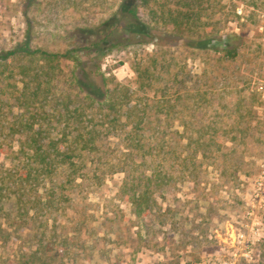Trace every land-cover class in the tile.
<instances>
[{"label":"rangeland","instance_id":"1","mask_svg":"<svg viewBox=\"0 0 264 264\" xmlns=\"http://www.w3.org/2000/svg\"><path fill=\"white\" fill-rule=\"evenodd\" d=\"M122 1L0 0V52L28 41L59 54L53 69L45 59L31 62L22 55L0 63L1 176L31 153L21 150L26 131L17 120L30 112L17 96L39 81L41 97L48 98L35 103L33 129L61 136L63 123L52 116L55 99L74 107L84 96L74 83L75 64L64 54L83 46L84 29L102 26ZM138 4L141 20L151 27L145 40L156 43L114 46L90 65L100 84L103 75L109 88L124 86L116 93L129 96L115 113L121 122L150 121L144 130L149 146L122 155L130 150L123 139L128 123L106 140L98 163L87 159L105 174L95 184L84 183L92 184L89 194L77 191L57 208L36 197L29 214L7 202L0 211V264H264V0ZM199 40L211 45H186ZM218 41L236 47L237 54L228 55ZM79 56L94 53L80 50ZM138 68L152 75L143 86ZM34 72L40 74L36 80ZM157 122L164 125L160 132ZM132 166L148 176L161 170L142 217L120 191L126 181L121 170Z\"/></svg>","mask_w":264,"mask_h":264},{"label":"trees","instance_id":"2","mask_svg":"<svg viewBox=\"0 0 264 264\" xmlns=\"http://www.w3.org/2000/svg\"><path fill=\"white\" fill-rule=\"evenodd\" d=\"M138 1L123 0L119 10L102 26L84 29L82 33L84 39L80 38L79 41L83 42L84 40L87 44L70 48L64 54V57H70L75 64L74 83L77 89L84 93V96L82 98L83 102L74 107H71V101H64L61 98L55 99L54 106H52L54 107L52 116L56 124L63 123V134L61 136L51 137L48 132L42 133L43 128L41 126L33 129L36 121L34 119L37 117L36 113L38 111V106L35 103L42 101L43 97L45 100L48 98L47 95L41 97L42 87L39 81L34 87L24 86L20 96H17L18 100L25 99V102L20 100V103L25 105V109L30 112L29 117L25 120H17L20 131H26V138L21 143V150L23 151L24 148L28 147L31 153L26 152L28 156L22 166H18L13 170L7 169L2 176L0 175V211L1 209L4 210V206L8 202L14 205L20 214H29L32 208L31 203L36 201V197H39L37 200L40 202L45 201L43 204L46 207H54L56 204L59 205L71 199V196L77 191L89 194V188L92 184H95L94 181H98V179L100 181L105 174L99 172L97 165L89 167L86 162L87 159L92 162L100 161L101 155L99 152L102 150L103 144L106 143V140L109 141L112 136L116 137L115 133L118 134V131H126L124 126L128 123L132 124L123 139L129 141L130 150L129 152L124 151L122 155L129 157L134 153L138 154L139 150L148 144L147 141L150 136L147 137L144 130L147 129L150 121L143 120V117H140L136 118L134 122H121V116L115 113L122 112L123 107H126V103H128L126 99L129 96L128 94L120 96L116 93L124 86L117 83L112 89L109 88L103 75H101L102 84H100L96 79V70L93 67L91 68L90 65L95 61L93 64L95 66L97 60L104 57L107 51L114 46L130 43L140 45L143 43H156L145 40L149 36L151 27L141 20ZM173 21L174 24L179 23L178 20ZM236 37L238 36L234 35L232 38L235 39ZM160 39H162L161 36L158 37V40ZM216 44L223 45L230 56L237 54V48L229 50L228 43L225 41H218ZM186 45L205 49L211 43L209 40H199L186 42ZM80 50L87 54L94 53V56L83 59L79 56ZM18 55L30 57L31 62L34 61L35 57L45 59L52 69V62L59 57L58 53L49 52L42 48L34 49L28 41H24L12 49L1 51L0 63ZM29 68H32V66ZM41 73L43 76L49 77L51 75L50 71H42ZM149 73L148 68H144V70L137 69L141 86L144 85L145 76L146 78L152 77ZM34 75L35 80L40 76L39 72H34ZM45 94L46 90L43 91L42 95ZM84 100L88 103H85ZM89 104L92 105L90 110L88 109ZM60 107H62V110L58 111ZM130 108L133 109L136 106H130ZM33 110L36 111L32 113ZM142 111H144L142 115H145V110L142 109ZM130 114L131 110H128L126 115L129 118L131 117ZM38 115L43 119L45 118L41 114ZM50 122L52 128L57 126H55V122L52 123L51 119L48 120V124ZM157 124V130L160 132L164 125L161 122H157ZM167 125L168 123L165 126ZM72 129L76 131H72ZM155 138H158V136ZM157 144L160 146L163 142L159 141ZM94 151L97 154H92ZM151 153L158 156L157 153ZM121 171L126 173V181L124 188L120 191L124 195V199L133 204L134 212L142 217L145 213H148L149 201L153 197L154 188L159 186L158 181L160 180L161 170L154 169L150 176L145 171L136 172L133 166ZM79 178L82 182H78ZM144 179L147 181L144 182ZM90 180L92 181L91 185H84ZM78 187L81 188L78 189ZM41 189L43 190L42 193H40Z\"/></svg>","mask_w":264,"mask_h":264}]
</instances>
